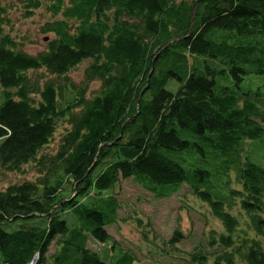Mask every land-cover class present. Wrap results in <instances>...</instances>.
<instances>
[{"label": "trees", "instance_id": "obj_1", "mask_svg": "<svg viewBox=\"0 0 264 264\" xmlns=\"http://www.w3.org/2000/svg\"><path fill=\"white\" fill-rule=\"evenodd\" d=\"M49 1L63 18L31 54L4 33L0 0V173L29 162L38 173L0 190L3 264H132L131 251L106 261L88 245L116 247L107 226L130 177L160 198L186 183L221 220L208 237L221 247L212 260L192 252L195 264H264V166L246 149L264 137V83L243 86L264 76V0ZM28 2L27 14L41 4ZM85 59L77 85L67 73ZM40 68L53 77L29 74ZM63 117L57 151L40 153Z\"/></svg>", "mask_w": 264, "mask_h": 264}, {"label": "rangeland", "instance_id": "obj_2", "mask_svg": "<svg viewBox=\"0 0 264 264\" xmlns=\"http://www.w3.org/2000/svg\"><path fill=\"white\" fill-rule=\"evenodd\" d=\"M39 1L40 6L32 9V14H27L26 9H30L27 7L28 0H1L7 13L4 33L10 35L17 48L26 53L35 54L45 50L46 43L54 37V34L42 32V26L53 19L63 18L62 12L54 14L50 9L51 1ZM70 22L73 26L77 24L72 20ZM89 62L88 59L82 60L67 73L68 78L80 85ZM29 74L41 78V82L53 77L44 68L29 71ZM168 81L167 88L175 90L178 86L177 81L172 78ZM262 83L264 76L254 75L247 77L243 86L255 90L257 85ZM100 85L98 80L91 82L86 95L92 96ZM262 90L264 91V86ZM34 97L38 99V95ZM3 100L0 88V103ZM69 127L66 118L59 119L50 142L43 146L40 153L54 154L62 140L61 137ZM253 142H248L246 149H251L250 156L255 163L264 166V137ZM37 174L34 162L23 164L20 170L1 171L0 190L13 182L32 181ZM115 191L121 202L119 220L108 225L107 230L115 237L116 247L111 249L109 244L100 243L93 238L88 242L90 248H93L101 259L113 260L120 250H128L136 257L132 264H195L192 261V252L201 248L212 260L216 255L215 251L221 247L217 244L211 245L208 240L213 230L216 234L225 232L221 220L212 214L208 203L193 194L186 183L171 196L163 198L155 196L131 177L121 179ZM237 211L238 208L233 209L234 214ZM176 228L182 231L183 237L173 245L168 240ZM0 264H3L1 256Z\"/></svg>", "mask_w": 264, "mask_h": 264}, {"label": "built area", "instance_id": "obj_3", "mask_svg": "<svg viewBox=\"0 0 264 264\" xmlns=\"http://www.w3.org/2000/svg\"><path fill=\"white\" fill-rule=\"evenodd\" d=\"M37 261V256L33 257V260H31L30 262H28L27 264H35Z\"/></svg>", "mask_w": 264, "mask_h": 264}, {"label": "water", "instance_id": "obj_4", "mask_svg": "<svg viewBox=\"0 0 264 264\" xmlns=\"http://www.w3.org/2000/svg\"><path fill=\"white\" fill-rule=\"evenodd\" d=\"M194 7H195V6H194ZM194 7H193V11H194V9H195Z\"/></svg>", "mask_w": 264, "mask_h": 264}]
</instances>
